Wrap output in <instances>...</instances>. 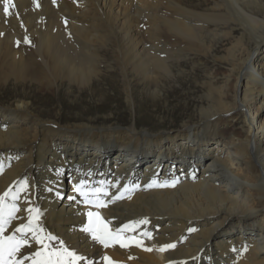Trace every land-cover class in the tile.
<instances>
[{
  "label": "bare ground",
  "instance_id": "bare-ground-1",
  "mask_svg": "<svg viewBox=\"0 0 264 264\" xmlns=\"http://www.w3.org/2000/svg\"><path fill=\"white\" fill-rule=\"evenodd\" d=\"M13 3L3 17L0 0V89L13 82L25 90L36 82L43 96L54 97L56 111L35 109L25 92L4 108L0 95V194L27 180L43 226L93 264H107L105 256L118 264H264V0ZM105 50L115 59L102 75ZM186 63L198 87L193 114L176 128L139 127L137 86L151 88L152 106L160 101L173 111L158 81L185 83ZM106 75V86L127 98L133 121L99 124L79 116L84 105L60 122V88H67L71 103L86 92L101 104L110 99L100 84ZM187 102L180 105L187 109ZM80 179L109 182L106 201L122 198L103 208L86 205L74 191ZM165 182L169 186H158ZM89 210L111 221L113 231L147 219L121 233L143 247L94 242L81 231ZM168 243L176 248L158 250Z\"/></svg>",
  "mask_w": 264,
  "mask_h": 264
},
{
  "label": "snow or ice",
  "instance_id": "snow-or-ice-1",
  "mask_svg": "<svg viewBox=\"0 0 264 264\" xmlns=\"http://www.w3.org/2000/svg\"><path fill=\"white\" fill-rule=\"evenodd\" d=\"M36 6L39 7V4L37 3ZM12 8H15L13 0H3V13L5 16L12 14L10 12ZM25 42H30L27 37H25ZM3 167V163L0 162V172L3 171ZM107 183L109 182L101 180L94 186L88 180L80 179L79 183L74 185V191L83 198L82 202L84 204L103 208L107 207L108 203L122 198V196H114L110 201L103 199V197L108 196L105 187ZM175 183L176 181H173L172 186ZM154 184L155 181L147 187H152ZM158 186L169 185L165 182V184ZM136 187H139V185H136ZM28 188V181L23 180L19 182L15 190L10 186L0 194V264H93L92 260L80 255L75 248L66 244L64 239L47 231L41 219L43 216L41 209L34 206L33 202L28 199ZM125 190H127V186H125ZM21 194H24L23 200L27 205L23 210L19 203ZM56 195L60 196V193L57 192ZM69 199H75V197H69ZM22 211L27 214L26 217L19 215ZM87 217L88 222L82 227L81 231L89 234L94 242L103 245L105 248L111 244L128 247L129 243H135L143 247V241L134 238L128 240L121 233L125 229L133 227L134 224H146L147 219L133 222L132 225H123L122 228L113 231L109 228L111 221H105L98 211L89 210ZM14 221L19 222L14 224ZM188 231L193 232L196 229L189 228ZM145 235L151 238V233H145ZM52 242H55V245ZM174 248H176V243H168L162 245L158 250L163 252ZM145 250L152 251L151 248ZM103 259L107 264H118L108 256L103 257ZM193 259L196 258L193 257ZM169 264H176V262L169 261ZM180 264H186V262L181 261Z\"/></svg>",
  "mask_w": 264,
  "mask_h": 264
},
{
  "label": "rangeland",
  "instance_id": "rangeland-1",
  "mask_svg": "<svg viewBox=\"0 0 264 264\" xmlns=\"http://www.w3.org/2000/svg\"><path fill=\"white\" fill-rule=\"evenodd\" d=\"M2 15L3 17H5L3 13ZM101 54L103 55L104 59L102 61H99V64L102 70V75H104L108 72L107 69L110 66L111 61L114 60L115 57L113 56V53L106 51V50L102 51ZM190 69L191 68H190L189 63H186L183 67V70H184L183 78H186L185 83L176 81L173 79H163V78H160L158 81L159 89L167 90L169 93L168 103L170 105H176L173 111H171V109H166V106L165 105L163 106V104L160 101L159 102L157 101L156 103L157 105L152 106V103H151L152 95L150 93L151 88L147 89L145 85L137 86L135 99L138 101V103H141L143 105V106L136 107L137 112H138L137 121H138L139 127H148L152 131H155L161 128H176V127H179V125H181V122L184 116H186L187 114L188 115L193 114L194 110L192 108V104H193V100L195 101L197 97L195 93L196 90L194 91V89H198V87L195 86L192 80L193 77H191V72L189 71ZM111 75L101 76L105 80H103L102 83L100 84L103 86L104 89H106V92H107L106 96H109L110 98L109 100L106 98V100L102 102L103 104L102 103L99 104V102L96 100L94 101L90 100L89 95L86 94V92L83 93L82 95L83 97L80 101L71 103L70 99L67 98V95H68V93H66L67 88L65 86L61 87L59 91L60 95L58 96L59 101L62 105L61 116L59 117L60 122L65 123L68 117L67 115L69 114L73 115V113H76L82 110L84 105H88V108H86L82 113H78L79 116H81L82 118L93 116L95 117L97 123L99 124L104 123V121L108 124L113 123L115 125H123V126L130 124L133 121L134 113L131 111V109L128 106L129 103L127 102V98L125 97L123 92L119 91L118 89L114 90L106 86V82H109L108 80H110L109 78ZM198 75L199 74H197V77ZM119 78L121 77L119 76ZM180 83H182L183 85L179 86ZM31 87L32 88L23 90L22 87L14 88L13 82L9 83L5 89L3 90L0 89V95L4 98L1 102V107L11 109L15 104L14 95L15 94L23 95L25 92L28 95L26 99H28L29 97L28 103L31 102L35 109L37 110L45 109V110L50 111L49 114H54V112L56 111V105H55L56 103H53L55 101L54 97L50 95L43 96L41 93L44 90L41 87V85H39L36 82L33 83ZM188 87H191V90L188 91L189 94L184 93V91H181L182 89H186V90L190 89ZM173 90L178 92V94L175 95L174 94L175 91ZM190 95L192 98H190ZM185 99L188 101L187 102L188 106L191 105L187 109H185L183 106L180 105ZM42 100L45 102L47 101L45 107H42L40 104ZM109 111H113V114H111L110 120H104L105 116L109 115L108 113ZM78 114H75V115H78ZM234 118H235V115H232L230 117L231 123H234L236 121V120L234 121ZM96 136L97 135H93L89 137L96 138ZM219 138H221L220 134H219ZM104 141L105 140L103 138H100L98 142L99 143L98 146L101 147ZM136 142H137V139L136 138L133 139L132 145L135 144ZM191 143L193 145H196L195 142H190V144ZM236 157L240 159L241 161H245L246 159L245 157H241L238 155ZM248 214L252 215L253 212H249Z\"/></svg>",
  "mask_w": 264,
  "mask_h": 264
}]
</instances>
